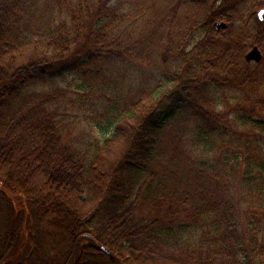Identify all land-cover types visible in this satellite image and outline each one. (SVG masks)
<instances>
[{
    "label": "trees",
    "instance_id": "1",
    "mask_svg": "<svg viewBox=\"0 0 264 264\" xmlns=\"http://www.w3.org/2000/svg\"><path fill=\"white\" fill-rule=\"evenodd\" d=\"M185 2L0 0V264H264V43ZM112 63L157 75L79 143L35 85Z\"/></svg>",
    "mask_w": 264,
    "mask_h": 264
},
{
    "label": "rangeland",
    "instance_id": "2",
    "mask_svg": "<svg viewBox=\"0 0 264 264\" xmlns=\"http://www.w3.org/2000/svg\"><path fill=\"white\" fill-rule=\"evenodd\" d=\"M195 1L198 0L185 2L186 6L197 5ZM153 75L156 76L157 71L151 64L127 69L122 67V64L112 63L106 65L100 73L87 75L88 79L77 72H67L35 85V88L64 90L63 95L59 97L61 107L66 109L67 118L73 122L72 137L82 143L86 136L103 139L109 135L113 130L109 120L117 112L120 99L118 97L127 92H130L131 96L135 95L144 87L145 81H153ZM220 92L221 90L216 91L217 94ZM66 239L67 237L64 241ZM23 251L24 248L21 253Z\"/></svg>",
    "mask_w": 264,
    "mask_h": 264
},
{
    "label": "flooded vegetation",
    "instance_id": "3",
    "mask_svg": "<svg viewBox=\"0 0 264 264\" xmlns=\"http://www.w3.org/2000/svg\"><path fill=\"white\" fill-rule=\"evenodd\" d=\"M191 1V0H187ZM197 7L206 18L202 25L212 30L215 34H224L225 37L234 32L240 33L241 47L246 52L256 46L261 52L264 43V16L260 17V11L264 9V0H198ZM194 5V4H193ZM248 59L251 62L260 61Z\"/></svg>",
    "mask_w": 264,
    "mask_h": 264
},
{
    "label": "water",
    "instance_id": "4",
    "mask_svg": "<svg viewBox=\"0 0 264 264\" xmlns=\"http://www.w3.org/2000/svg\"><path fill=\"white\" fill-rule=\"evenodd\" d=\"M263 16H264V9L260 11V17L263 18ZM246 58L259 60L261 58V52L256 46H254L252 49L248 51V53L246 54Z\"/></svg>",
    "mask_w": 264,
    "mask_h": 264
}]
</instances>
